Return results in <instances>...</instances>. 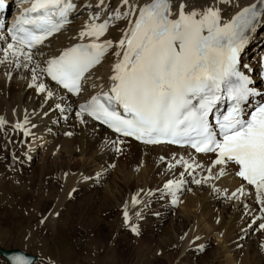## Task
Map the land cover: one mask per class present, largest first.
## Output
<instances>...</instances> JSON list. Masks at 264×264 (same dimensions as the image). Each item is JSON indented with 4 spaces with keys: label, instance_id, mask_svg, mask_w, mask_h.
Here are the masks:
<instances>
[{
    "label": "snow or ice",
    "instance_id": "1",
    "mask_svg": "<svg viewBox=\"0 0 264 264\" xmlns=\"http://www.w3.org/2000/svg\"><path fill=\"white\" fill-rule=\"evenodd\" d=\"M105 4L106 0H99L97 11L79 33L87 42L47 59L44 67L36 64L30 68L33 80L46 75L67 93L79 96L85 90L86 74L113 49L117 60L110 85L79 105L75 115L80 122L88 123V117L119 137L144 145L192 149L207 157L208 178L213 168L223 176L231 167L254 188L259 210L264 212V103L245 113L250 97L260 93L249 87L252 81L242 70L246 67L242 53L248 34L264 21V9L257 10L253 3L225 22L214 0L203 4L192 0H118L108 11ZM4 7L5 0H0V9ZM75 8L74 0H32L8 30L12 43L0 63H8L11 55L17 67L33 64L44 40L69 22V13ZM101 15L104 19L98 22ZM110 20L127 22L115 43L100 40ZM21 57L26 61L23 65ZM37 89L45 93L46 86L39 83ZM53 94L47 92L49 97ZM16 127L22 125L17 123ZM125 142L116 141L118 145ZM176 164L184 165L192 175L202 167L192 155L189 160L180 157ZM194 183L202 181L195 179ZM182 184L170 180L165 187L175 195ZM237 191L243 194L244 188ZM133 202L139 201L134 198ZM123 216L124 223L138 233L127 211ZM258 227L264 229V223ZM10 264L33 262L25 255H15Z\"/></svg>",
    "mask_w": 264,
    "mask_h": 264
},
{
    "label": "bare ground",
    "instance_id": "2",
    "mask_svg": "<svg viewBox=\"0 0 264 264\" xmlns=\"http://www.w3.org/2000/svg\"><path fill=\"white\" fill-rule=\"evenodd\" d=\"M98 2L99 0H74L76 8L70 13L73 23L40 47L34 63L28 65L27 68L17 67L12 62L11 55L8 57V63H0V118H3L4 124L12 131H8L5 127L3 132L4 124L0 125V130L3 132L0 135L6 140L7 138L10 140L6 143L0 142L2 145L0 149L7 150L4 147L9 145L11 153L9 155H12L14 161L21 156L30 169L37 165L35 159L38 158L42 146L46 147L47 153L52 151L55 153L56 148H59V151L54 155L65 154L66 166H69L76 158L83 160L84 171H81L82 173L66 170L69 176L65 175L62 180L63 185L67 186V190L62 191L61 197L67 195L66 192L73 189L74 186H79L83 192L96 200L98 204L96 212L122 208L120 221H118L120 223L117 225L120 230L129 227L124 223L123 216V213L127 211L132 225L135 224L141 230H150L151 232L149 233L151 235L150 242L142 247V251L147 254L140 257L138 255L141 260L146 255L152 256L161 249L166 253L176 254V259L184 253L185 260L183 259V261L185 263L181 262L180 264L194 263L195 260L199 262L198 264H264V229L260 230L258 227L260 223H264V217L258 211L259 206L255 205L257 199L254 188L236 176L234 169L229 167L223 176H220L219 169L213 168L211 178H208L207 157L195 154L188 149H178L166 145L142 146L129 139H125L126 142L123 145H118L116 141L123 138L108 132L86 117L88 123L80 122L75 115L79 98L66 95L51 84L43 74L40 75L39 80H33L30 68L35 67L36 64L44 66L47 59L57 56L65 48H70L82 41L79 33L97 11ZM192 2L203 4L206 0H192ZM214 2L225 22L231 20L244 7L253 3L257 5V10L264 9V3H261V0H214ZM117 5L118 0H106L104 10L108 11L109 8H114ZM103 19L104 16L101 15V20L98 22H102ZM126 23L123 20H110L106 34L100 40L107 39L115 43L121 37ZM248 35L249 42L244 50L243 65H249L258 71L260 69L259 58L263 53L260 49L264 47V21L258 23L255 31H251ZM259 46L261 47L257 50ZM6 48L7 44L3 38H0V61L4 60L3 53ZM112 52L113 49H109L101 62L86 74L85 90L81 95L83 101L106 90L110 85L109 78L112 75V67L117 60ZM20 59L21 65L26 63L23 57ZM253 78L258 80L257 76ZM39 83L45 84V93L38 91ZM48 91L53 92V96L49 97ZM57 105L59 108L56 107ZM17 123L22 127L16 130ZM13 131L16 132V137L17 134H20L26 142L30 143V145L28 144L29 148L26 146L24 150H21L22 152L16 153L12 137H10V134L15 137ZM6 132L7 134H5ZM25 132L28 134L25 135ZM5 135L7 136L5 137ZM15 146L17 147V145ZM118 147L122 150L117 151ZM17 149L19 150V147ZM189 155H192L202 165L201 168L195 170L194 175L186 171L184 165L176 164L180 157L189 160ZM116 156L123 158L120 165L123 169H120L118 165V170H116L120 173L119 181H123L129 187L131 180L135 179L134 190L141 192L136 197L138 203H134L128 195L125 196L126 193H121V190L115 186L116 184L109 187L106 183L110 170L109 166L107 168L109 170L106 169V165L109 163L108 160L116 158ZM51 161L53 160L51 159ZM55 162L59 165L58 160L53 161V163ZM103 163H105V168L101 166ZM138 165L139 167H137ZM171 165L175 166L170 167ZM124 166L129 171H125ZM11 167L14 165L11 164ZM135 167L136 169L142 168L135 170ZM75 173L78 174L74 175ZM195 179H200L202 183H194ZM170 180L173 182L183 181L182 187L175 195L165 187ZM99 187L102 189L98 192ZM241 187L244 188L243 194L237 191ZM105 191H107V195ZM233 192H236L235 197L232 196ZM91 194H95V196ZM101 196L106 201L99 204ZM59 202L60 200H58ZM151 203L154 205L150 207ZM176 203L180 210L178 212L176 210L172 216L168 217L170 209L173 210ZM60 209L61 206L56 204L46 219V225H50L52 229L50 236L51 238L54 236L55 239H57L56 235L60 232L63 224V222L59 223ZM202 235H205L204 238L213 235L218 243L222 241L220 251L217 253L218 257L214 258L216 252L211 253L208 261H205L200 255L197 256L198 253L204 251L202 242L206 240L202 238L204 241H201ZM239 254L243 258H240ZM59 255L60 253L54 252L52 256L57 262L43 259L38 261L35 257L36 261L33 264H60L55 258ZM98 257V260L95 259V264H102L108 256L102 254ZM64 260H66L65 257ZM137 261L140 262L139 259ZM90 262L92 261L90 260Z\"/></svg>",
    "mask_w": 264,
    "mask_h": 264
},
{
    "label": "rangeland",
    "instance_id": "3",
    "mask_svg": "<svg viewBox=\"0 0 264 264\" xmlns=\"http://www.w3.org/2000/svg\"><path fill=\"white\" fill-rule=\"evenodd\" d=\"M260 47L261 46H259L257 50L260 49ZM250 56L252 57V55ZM6 129L11 131L9 127H6ZM2 131L4 132L5 130ZM3 132L0 130V133ZM13 133L15 137L10 134V137H12V139H10L13 140L12 144L14 143L13 146L15 147L16 153L22 152L21 150H24L26 146L29 148V142H26L20 134H17L16 137V132L13 131ZM5 134H7V132ZM6 136L7 135H5V137ZM0 138V142L4 141L6 143L9 140L8 138L6 140V138L1 135ZM15 145H17V147ZM1 146L0 143V148ZM18 147L19 150L17 149ZM4 148H7V150H3V148L0 149L1 250H20L28 255L36 257L38 261L43 259L51 262L55 261L52 256L54 252H56L60 253L59 256H55L60 264H95V259L98 260V256L102 254L108 256L102 264H180L184 262V253L179 255L178 259H176V254H171V252L166 253L161 249L156 251V255H146L147 258L145 257L141 260L139 257L147 254L142 251V247L150 242L151 235L149 233L151 232L150 230H141L140 227H137L138 233L133 232L130 226L123 230L117 228V225L120 223L118 221H120L122 208H118L119 210L107 209L106 212H96V206L98 205L96 200L88 196L89 194L83 192L79 186H74L73 189L66 192L68 193L67 195L64 193L65 195L61 197L62 191L65 192L67 190V186L63 185L64 177L68 175L67 171H84L83 160L76 158L69 166H66L67 158L65 154L63 155L62 153L60 154L61 156L54 155L59 151V148H56L57 151H55V153H52L53 151L47 153V150H45L46 147L43 148L42 146L38 153V158L36 157L35 159L37 165L33 167V169H30L21 156L18 158L19 160L16 159V161H14L12 155H9V145H5ZM51 159L53 161L58 160L59 165L56 162L53 163ZM121 160H123L121 156H116V158L113 157L108 160L109 163L107 162L106 169L109 166L110 170L107 169L109 170V174L106 183L109 187H113L116 184L115 186L121 190V193H126L124 195H128L133 200L138 197L137 194L140 195L141 192L134 190L135 179L131 180L129 187H127L123 181H119L120 173L116 172V170H118V165L120 169H123V167L120 166ZM11 164H13L14 167H11ZM104 165L105 163L101 166L105 168ZM96 166L97 164L95 167ZM137 167H139V165ZM141 168L136 169L135 167V170ZM124 170L129 171L126 166H124ZM133 172L136 174L134 169ZM77 174L78 173H75L74 175ZM137 176H139V174H137ZM101 189L102 188L99 187L97 191L99 192ZM106 193L107 191H105V194ZM83 194L85 195L82 196ZM91 195L95 196V194ZM98 196H100V193H98ZM58 200H60V204ZM104 201H106V199L101 196L99 198V204ZM56 204L61 206L59 223L63 222L60 232L56 235L57 239H55L54 236L51 238L52 229L50 225H46V219L48 215L52 213L50 211L53 210V207L55 208ZM151 205L154 204H149L150 207ZM176 210L177 212L180 210L178 203L175 204L173 210L170 209L168 217L172 216ZM208 221H210V219H208ZM202 236L201 241L206 240L202 242L204 251L200 254L198 253L197 256L200 255L205 261H208L210 260L211 253L216 252L214 258H216V256L218 257L217 253L220 251L219 248L222 241L218 243V240H215L213 235L206 238H204L205 235ZM202 238H204V240ZM195 240L197 241V239ZM239 256L243 258L241 254H239ZM64 257L66 260H64ZM240 258L239 260H241ZM138 259L140 262L137 261ZM174 259H176L175 262ZM90 260L92 262H90ZM188 263L198 264L199 262L195 260L194 263ZM0 264H8L1 255Z\"/></svg>",
    "mask_w": 264,
    "mask_h": 264
},
{
    "label": "water",
    "instance_id": "4",
    "mask_svg": "<svg viewBox=\"0 0 264 264\" xmlns=\"http://www.w3.org/2000/svg\"><path fill=\"white\" fill-rule=\"evenodd\" d=\"M0 254L8 261L9 264H10L11 258L15 255H25L28 258H30L33 263L36 261V258L34 256L26 255L25 253L19 250L3 251L0 249Z\"/></svg>",
    "mask_w": 264,
    "mask_h": 264
}]
</instances>
